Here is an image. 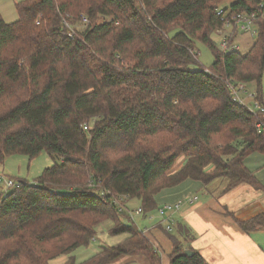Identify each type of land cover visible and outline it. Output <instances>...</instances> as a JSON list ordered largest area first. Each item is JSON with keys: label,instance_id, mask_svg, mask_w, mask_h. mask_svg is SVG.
<instances>
[{"label": "trees", "instance_id": "1", "mask_svg": "<svg viewBox=\"0 0 264 264\" xmlns=\"http://www.w3.org/2000/svg\"><path fill=\"white\" fill-rule=\"evenodd\" d=\"M262 2L20 0L16 21L0 14V158L44 151L60 160L0 197V264H49L88 245L104 219L111 234L128 237L80 263L69 256L68 264L124 254L160 264L114 197L150 212L161 190L187 180L227 177L228 187L264 190L244 165L248 155H264ZM252 12L258 34L250 49L220 52L212 34ZM196 41L213 55L208 68L189 69ZM228 84H252L263 111L234 99ZM236 222L245 232L264 229V214ZM176 232L168 234L169 264H207L188 230Z\"/></svg>", "mask_w": 264, "mask_h": 264}, {"label": "crops", "instance_id": "2", "mask_svg": "<svg viewBox=\"0 0 264 264\" xmlns=\"http://www.w3.org/2000/svg\"><path fill=\"white\" fill-rule=\"evenodd\" d=\"M244 165L260 184H264V155L252 153L245 158ZM228 184L227 177H218L206 184L187 180L162 191L156 200L159 206L184 200L180 212L173 216L174 225H178L176 230L180 226L188 230L189 245L207 264H264V229L245 232L236 222L264 214V190L246 182L232 187ZM191 196H197V201L189 204L186 199ZM154 219L158 217L147 219L149 225L154 224ZM163 231L159 219V227L154 224L145 236L160 255L165 247L169 256L171 241ZM166 263L165 260L163 264Z\"/></svg>", "mask_w": 264, "mask_h": 264}, {"label": "rangeland", "instance_id": "3", "mask_svg": "<svg viewBox=\"0 0 264 264\" xmlns=\"http://www.w3.org/2000/svg\"><path fill=\"white\" fill-rule=\"evenodd\" d=\"M19 1L20 0H0V14L5 22L10 23L18 19V15L15 10V4ZM232 20L233 21L225 22L222 27L218 28L212 34L211 38L215 42V45L220 52H222V50L219 47V43L227 39L228 46L234 47L236 49L235 50L236 52L245 54L250 49V47L252 46V44L254 43L257 37V34H258L257 27L253 29V33L243 32L239 28V26L241 25L238 26V24H236V17H234ZM256 22H257V19L256 18L253 19L252 23L256 24ZM79 27H84V26L82 25ZM192 52L196 53L197 55L196 57L197 63L189 66V69L191 70L208 68L213 62V55L211 51L203 43L196 41L194 43V49L192 50ZM253 89H254V86L252 84L245 85V87L240 92V94L238 92V96L240 100L244 104H247L249 108L253 107V103L251 99ZM181 161L182 160H178L175 166L176 167L180 166ZM56 163L57 164L60 163V160L55 159L54 157L48 155L44 151L35 157H29L24 154H12V155H6L0 158V177H3L4 179V181L0 182V197L10 192L16 186L17 183L19 184L21 180H25V181H28L29 183H33L35 181V178L42 172L44 168L50 167ZM8 180H11L14 183V185L7 187L5 182ZM174 187H171V188H174ZM166 189H170V188H166ZM166 189L161 190L157 194V196H159L160 193ZM192 198L193 196L187 197V199L186 198L185 199L189 204H192L197 201L195 200L193 202H190ZM113 200H116V204H118L119 210H121L120 213L123 214L122 217L124 218V220L133 222L144 236L147 232H149V229L153 227L154 224L159 227V219H160V223L163 224L162 215L158 211L160 207L166 204H173V203L176 204L178 202H181V200H177L175 202L166 203L161 206H159L158 204V206L153 211L146 212L145 210L142 209V207H140L139 201L136 199L119 200L118 196H116L113 198ZM183 203H184V200H182V202L179 204V208L175 209V212H169L166 214V216L171 215L170 218L173 220V222L171 223V229L169 232L166 231L164 225H162L163 230H164L163 232L166 233L167 236L168 234L177 233L176 230H174L176 224H175L173 216L177 214L178 212H180ZM139 209L141 210L140 212H139ZM153 213H156L157 216H154L155 214ZM151 217L152 218L158 217V220L157 219L152 220L154 222L153 225H149V222L147 221V219ZM112 226H113V223L111 220L109 219L101 220L100 222L95 224L94 234L92 235V238L90 239L88 245L76 248L69 255L57 256L56 258L50 260L49 264H68L69 256H72L76 263H80V262H83L84 260H87L93 257L95 254L101 251L102 248L104 247L115 246L123 242L128 236L125 234L124 235L123 234H118V235L111 234L109 231ZM148 240L152 244L151 240L150 239ZM153 247L155 249V252L160 258V264H163L165 260L167 261L166 264H168L169 256H168V252L166 255L165 247H163V250H161L162 251V254H161L162 262H161V255H160L159 250L154 245ZM163 258L165 259L163 260ZM104 264H148V260L142 254H124Z\"/></svg>", "mask_w": 264, "mask_h": 264}, {"label": "built area", "instance_id": "4", "mask_svg": "<svg viewBox=\"0 0 264 264\" xmlns=\"http://www.w3.org/2000/svg\"><path fill=\"white\" fill-rule=\"evenodd\" d=\"M261 10H264V2L260 3L259 6H258ZM222 11H219L218 13H221ZM264 14H261L260 15V18H263ZM257 14L255 12H252L250 14H239L236 16V24L241 25L239 26V28L243 31V32H249V33H253V29L255 28V23H252L253 19H257ZM81 21L82 23L84 24V26L88 25L89 23V20L87 19V17L85 16H82L81 17ZM65 23L66 26H69V24L67 23L66 20L63 21ZM68 35L69 36H72L73 35V31L72 30H69L68 32ZM219 47L220 49L222 50L223 53H227V52H233L235 51L236 49L234 47H230L228 46V43H227V39L224 40L223 42H220L219 43ZM229 86V89H230V92H231V95L233 96L234 99H236L237 101H239L240 103L244 104L239 96H238V92L240 94V92L243 90V85L242 84H238L236 86H233L232 84H228ZM253 96V95H252ZM253 97H251L252 99ZM252 103H253V107L252 108H249L252 112H256L257 110H260V111H263V108H261L259 106V104L256 102V101H253L252 99ZM257 130L260 132L262 130V127H261V124H257ZM86 128V126L84 127ZM4 181L3 177H0V182ZM6 186H13L14 183L11 181V180H8L5 182ZM18 185V183L16 184ZM118 199L119 200H124V199H128L127 196H123V195H119L118 196ZM197 200V196H193V198L190 200V202H193ZM114 203H116V200H113ZM182 202V200H181ZM181 202H178L176 204H166L162 207L159 208V213L162 215V225H164L165 227V230L166 231H170L171 229V223L173 222V220L170 218L171 215L169 216H166L167 213L169 212H175V209H178L179 208V204ZM141 210L139 209V212ZM169 221V222H168Z\"/></svg>", "mask_w": 264, "mask_h": 264}, {"label": "water", "instance_id": "5", "mask_svg": "<svg viewBox=\"0 0 264 264\" xmlns=\"http://www.w3.org/2000/svg\"><path fill=\"white\" fill-rule=\"evenodd\" d=\"M186 254H188V255H189V254H191V252H190V251H186Z\"/></svg>", "mask_w": 264, "mask_h": 264}]
</instances>
